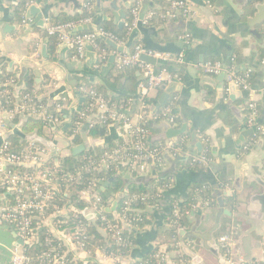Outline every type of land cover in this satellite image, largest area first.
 <instances>
[{"label":"crops","instance_id":"0c3cea01","mask_svg":"<svg viewBox=\"0 0 264 264\" xmlns=\"http://www.w3.org/2000/svg\"><path fill=\"white\" fill-rule=\"evenodd\" d=\"M25 1L0 0V60L2 61L0 83L8 76L14 79V84L8 89L16 106L27 104L30 109L46 107L45 117L40 114L41 111L31 117L50 119L53 115L49 106L54 104L57 106L60 100L65 99L62 103L65 104L66 111H61L63 118L57 125L51 122V127L46 131L49 138L46 139L57 142L53 150H58L64 157L69 156L70 150L67 146L73 139L66 137L68 136L66 131L73 123L74 114L85 102L83 95L78 92L79 87L95 86L107 98L110 97L117 104L130 106L133 111L138 112L141 105L140 85L144 83V77L137 67H132L123 75H119L116 61L108 63L110 56L106 61H99L98 65L92 68L88 67L84 60L73 65L74 49L68 43L65 45L56 38L50 37L47 28L52 23L66 18L83 16L82 6L90 1L93 23H99L100 28L106 27L121 32L127 27L129 12L135 0L119 2L120 10L125 14L122 19L125 24L123 30H119L115 24L113 14L108 10H99L94 0L87 2L80 0L82 2L79 8L49 0L46 13L43 11L45 17L42 28L33 25V22L24 24L23 19L27 18V12L24 11L22 14L21 9ZM176 1L185 2L191 11V14L186 16L182 13L185 28L169 26L170 20L163 19L166 10ZM252 4L254 0H214L211 6L207 5L206 0L142 1L144 13H155L153 21L159 18L163 20V24L155 22L150 28H141L140 38L130 52L137 44H142L151 51L185 57L187 64L175 63L172 66L173 72L179 74L183 88L181 93L172 95L169 104H173V111H176L171 115L177 120L174 127L181 129L186 124L188 129L186 134L174 142V145L176 149H185L195 156L208 152L211 160L199 170L190 171L186 168L185 159H180L181 156L175 151L166 150V159L169 163L166 170L169 168L174 170L172 166L180 161L177 175H174L171 181L170 190L162 194L161 198L154 200L147 208L148 225L134 234L136 243L131 249L130 256L115 263L109 256L97 251L94 255L91 254L89 264H139V261L156 250L173 256L177 252L178 243L182 246L184 244L185 249L191 254V264H223L224 252L219 239L231 231L237 232V250L246 261H263L264 139L256 138V131L247 125L246 118L251 103L264 107V22L256 25L249 23V19L254 17L255 13ZM130 35L127 33V40ZM215 60L222 61L226 65L234 60L235 72L239 76L252 71L249 93L228 86L225 80L218 81V76H208L216 83L214 85L216 87L201 83L207 75L197 70L196 65ZM67 65H72V72ZM103 66L105 68L109 66L104 76L101 71ZM156 67L162 68V65L157 64ZM69 75L72 76V80L68 79ZM2 91L3 88L0 86V100ZM160 93L161 91L151 92L153 102L149 104L150 106ZM35 101H40L41 105L35 104ZM146 111L156 125L169 119L168 117L158 120L162 117L161 110L155 115L149 109ZM8 116L15 125L19 124L23 116L30 118L28 112L25 115L15 113L13 116ZM16 116L19 117L18 121H14ZM261 117L260 113V122L264 121ZM148 128L150 136L163 133L158 129ZM249 130L253 132L246 138V142L237 145L240 135ZM21 133L27 136L23 133V129ZM117 133L120 136L119 131ZM191 135L195 136V143ZM81 138L90 141L93 138L100 139V135L91 136V133L83 132ZM119 139V142L113 141L107 130L105 144L96 147L95 150L98 151L109 142L119 144L122 142V139ZM167 143L169 141H162L153 146ZM199 143L203 147L202 154L197 148ZM73 145L77 144L73 142ZM124 170L130 172L129 167ZM159 172L162 171L154 168L150 175L137 177L153 176ZM150 184V188L157 185L154 182ZM193 187L209 190L215 202L208 208H198L203 199L199 198L194 203ZM224 193H229L230 196H225ZM219 200L223 201L231 216H222L220 229L214 235L215 244H209L212 251L205 247L203 241L200 243L196 240L185 241L181 235L180 240L173 242L174 239L168 233V219L174 212L171 202H176L179 207H188L185 216L190 227L185 228L187 231L197 230L204 233L215 224L220 210ZM2 234H7L8 238L5 239ZM14 244L15 240L9 231H0V264L10 263L9 249ZM78 258L88 262L84 255H79Z\"/></svg>","mask_w":264,"mask_h":264},{"label":"built area","instance_id":"2783aa9c","mask_svg":"<svg viewBox=\"0 0 264 264\" xmlns=\"http://www.w3.org/2000/svg\"><path fill=\"white\" fill-rule=\"evenodd\" d=\"M37 0H26L24 3L25 12L35 4ZM143 0H135L130 10V21L126 24L127 33L131 34L134 30L145 28L151 24L155 18V13H144L142 7ZM214 0H206L207 5L211 6ZM83 13L82 18L76 22H70L65 24L53 25L51 24L47 28V33L50 37L56 38L61 43H68L74 46L75 58L80 61L84 60L86 50L85 45L89 44L97 53L100 62H104L109 56L115 55L120 60L118 64L119 72L124 71L129 67H137L143 74L144 83L140 85L141 105L138 112L133 111L130 106L124 104L121 107L112 102L104 94L100 93L96 89L87 87V85H81L78 89L80 95H83L85 99L84 105L78 110L77 120L75 122L76 133L90 132L97 127L104 126L109 128L112 125H119L120 142L119 147L113 151H105L97 159L88 157L87 154L83 155L82 159L87 163L83 165L82 170H78L75 173H63L54 166V163H58L57 158L62 154L58 151L55 156L53 149L45 147L36 142L29 141L26 147L22 151H13L9 140H5L6 126L2 120V115L7 113L8 115H14L15 113H23L30 116H34L41 111V115L46 116V107L41 106L39 109L32 107L31 109L27 104L16 106L15 112H5L0 110V181L2 182V188L6 197H11L12 202L1 204L0 203V226L7 225L12 227L18 237L23 241V246H14L10 249L11 260L9 264H32L33 259L26 253V245H34L39 243V235L45 231L46 241H50V238L61 242L68 253L71 252L75 255V259H79V255H84L89 264L91 251L88 248L86 242L88 237L86 235V229L82 226H76L75 229L68 227L71 222L72 214L84 215V217L91 222H104L102 232L106 235H110L113 241L117 244L124 242V225H131L139 229L140 224H144L149 221L147 216V209H141L136 201L140 196L126 193L124 200L122 201V207L120 205L118 210V218L116 222L110 221L104 212L105 208L112 205L115 199V195H111L107 200L103 199L99 191V182L101 180L94 179L89 186L78 193V201L85 203L86 208L78 210L77 207L69 200L63 207L54 206V212L48 215V211L52 208L55 200V194L61 187L62 182L67 184H75L81 181L83 174H92L97 171H101L103 167H106L110 172V166L115 165L117 168V174L119 173L120 166L128 164L130 172L136 173L137 176L150 175L153 168L159 169V171H165L167 169L168 162L165 158L166 150L169 152H176L180 155V159H185L187 163L191 165H207L210 162L208 156L201 155L195 156L190 154L185 149H176L174 142H169L166 145L153 146L150 141V131L148 128V122L151 117L147 113L146 109L149 106L145 104L146 99H151V92L159 91L162 85L169 84L173 81H179V74L170 72L167 67L158 68L150 63L145 62L142 57H150L156 60L165 62H172L178 65L187 64L183 55L176 56L170 53H159L146 49L142 44H137L130 55L125 56L119 53L117 50H108L105 47L100 46L98 43L101 37L107 38L119 47L126 44L117 36H114L110 32L100 28L98 33L94 32H77L79 27L89 25L93 23V18L90 16L92 13V4L89 2L84 3L81 9ZM179 13L183 15H190L191 11L189 7L182 1H176L166 10L163 15V19L166 21L175 19ZM32 21L24 18L23 23L28 24ZM196 69L200 70L207 76L217 77L220 74L225 75V82L228 86H233L236 89L242 91H249L251 89L252 71H248L245 75L239 76L235 72L234 60L231 64L226 65L222 61H208L196 65ZM14 84V80H8L5 83L0 84L3 88L1 92L2 97L8 96L10 91L9 86ZM170 101V100H169ZM64 100H60L57 103L56 110L60 113L66 111ZM169 103V102H168ZM161 109L162 117L160 119L168 118L173 126L176 125L177 120L171 116L174 109L173 104H168ZM249 114L246 118L248 126L252 127L256 131V138L264 139V124L260 122V111L257 103H251L249 106ZM50 121L57 125L60 119L50 117ZM73 139V138H72ZM69 145H73L72 140L69 141ZM70 156V155H69ZM65 156V157H69ZM64 157V156H61ZM16 165H25L29 168L36 169L32 172H18L13 170ZM12 166V167H9ZM24 168V167H22ZM161 173V172H159ZM172 179L166 185H156L155 199L161 198V195L169 191L172 187ZM66 197H69L68 193H65ZM6 198V199H7ZM5 199V200H6ZM148 199L147 196H143L142 200ZM3 200V201H5ZM198 206V205H197ZM211 206V202L203 201L201 206L203 209ZM197 208V207H196ZM87 211V213H86ZM173 215L175 217L181 216V210L178 205L174 206ZM237 232L231 231L225 234L219 239L224 252V262L227 264H264V258L262 262H248L244 259L241 253L237 250ZM181 243L177 244V252L171 256L166 252H160L155 256L157 264H177V260L182 258ZM54 250V249H53ZM46 256V255H45ZM49 257V256H48ZM92 257V256H91ZM113 262H119L125 257L109 256ZM51 264H65V256L59 257L57 254L49 258ZM139 264H144V260L139 261ZM181 264H184L181 261Z\"/></svg>","mask_w":264,"mask_h":264},{"label":"trees","instance_id":"16d2710c","mask_svg":"<svg viewBox=\"0 0 264 264\" xmlns=\"http://www.w3.org/2000/svg\"><path fill=\"white\" fill-rule=\"evenodd\" d=\"M24 6L21 9V13L24 14ZM93 17L91 14L85 15ZM82 16H77L74 18H66L64 20H61L60 22L57 23H52L53 25H58V24H65V23H70V22H76L80 20ZM128 21H130V12L128 16ZM157 22V24L162 25L163 20L162 19H157L151 22V24L145 28H150L152 24ZM105 31L110 32L114 36H117L120 38L123 42L127 41V29H124V31L117 32L111 29H108L106 27H102ZM98 43L100 46L107 48L108 50H111L110 47L106 45V43L103 40H99ZM219 61V60H215ZM170 69L169 66H164ZM132 67L126 68L124 71L119 72V75H123L125 71L130 69ZM14 80L11 76H8L4 79L1 80V83H4L7 80ZM0 83V84H1ZM89 88L92 89H97L95 86H88ZM100 91V90H99ZM109 97V96H108ZM110 98V97H109ZM111 99V98H110ZM113 103L117 104V102L113 99H111ZM153 102L152 99H146L145 104L149 105ZM37 105H41L40 101H35L34 102ZM169 104V103H168ZM121 107V105L124 107V104H117ZM56 104L53 106H49L50 113L53 115V118H58L62 119L63 115L56 110ZM259 111L262 114V120H264V107L262 105H258ZM16 108V103L13 100V96H4L0 100V110L5 111V112H15ZM249 109H247V115L249 114ZM19 117L16 116L14 118V121H18ZM77 120V114H74L73 117V123L71 126L68 127L67 135L66 137L68 138H73V142L78 144L81 143L83 140L81 138V133H76L75 128V122ZM158 120H161L160 118ZM261 123L264 124V121ZM51 127V121L50 119H45V118H36V117H31L27 120V122L23 125V133L26 135H31V134H38L41 137L44 138H49L48 133L46 131ZM89 133H91V136H99L100 135V127H97L96 129L91 130ZM9 142L11 144L12 150L15 152L22 151L26 145L28 144V140L23 139L20 136L14 135L9 139ZM120 144H117L115 142H109L106 146H103L100 148L98 151L91 150L87 153H84L78 157H59L57 158L58 163H54V166L56 169L59 171L60 174L63 173H75L78 170H82L83 165L87 163L86 160H83L82 157L83 155L87 154L88 157H91L92 159H97L101 154L105 151H113L119 147ZM206 156L210 157V154L208 152L205 153ZM166 158V156H165ZM167 160V159H166ZM180 160V159H179ZM179 162L177 161L172 167L175 169L173 170L172 168L163 171L158 175V179L154 182L158 185H166L167 183L170 182L171 179L174 178V175H177V168L179 166ZM169 164V163H168ZM187 169L190 171H196L197 169L199 170L202 168V165H191L189 163H186ZM117 168L115 165L110 166V174H117ZM154 169V168H153ZM13 170L18 171V172H32L36 171V169H26L22 167H14ZM134 176H137L136 173H133ZM105 178V174L101 173L99 171L92 173V174H83L82 179L80 182L75 183V184H67L65 182H62L61 187L58 189V192L55 194V200L53 202L52 208L48 211V215L52 214L54 212V206L57 207H63L64 204H66L69 200L73 202V204L77 207L78 210H83L86 208V205L82 201H78V193L84 191L91 181L94 179L96 180H102ZM151 184L147 185H141L139 187L137 186H131L129 189L130 194L138 195L140 196L139 199L136 201V204L141 208V209H147L150 205L153 204L155 196L154 194L156 193V186L154 188H150ZM122 187V182L120 180H115L112 185L107 189L106 192L101 193V197L105 200H107L111 195L117 194ZM193 190V191H192ZM192 198L194 199V203L196 202L197 199L201 198L203 201L211 202L214 203L215 200L213 196L210 194V191H206L202 189L201 187H193L192 189ZM4 189L2 188V182L0 181V195L4 194ZM65 193L69 194V197H66ZM143 196H147L148 199L145 201L142 200ZM12 198L8 197L5 201H0L1 204H6V203H11ZM176 202H171V207L172 210L174 209V206ZM180 206V205H179ZM122 207V204H121ZM181 210V216L180 217H175L174 215H171L170 219H168V225H169V231L168 233L170 236L174 239L173 242H177V240H180V231L189 228V224L187 221V217L185 216L186 210H188V207L181 206L179 207ZM174 211V210H173ZM108 219L110 221L116 222V217H114L113 214H106ZM72 220L69 223L68 227L73 230L75 229L76 226H82L85 227L86 229V235L88 237L87 243H88V248L90 249L91 253L94 255L97 251L103 252L107 256H119L122 255V257H127L130 256L131 254V249L133 248L134 244L136 243V238L134 234L131 231H124L123 237H124V242L121 244H117L113 241L112 237L108 234H104L102 232L104 226L106 225L104 222L96 221V222H91L88 221L84 215H79L73 213L71 216ZM146 225H148V222H145L144 224L139 225V230L145 229ZM102 233V234H101ZM45 235L47 236L46 232L43 231L40 235V241L39 243H36L34 245H26L25 250L26 253L32 257L33 262L32 264H51L49 262V258L54 257L56 254L59 257L65 256L66 263L65 264H84V262L80 259H75V255L71 252L68 253L67 249L65 246L59 242L58 240L54 239L53 237L50 238V241H46ZM54 249V250H53ZM181 253H182V258L177 260V264H181V261H183L184 264H191V254L185 249L184 244L181 247ZM159 252L156 250L153 253L149 254L144 258V264H157V259H155V256ZM46 255V256H45ZM49 256V257H48ZM90 264H97V263H90ZM261 264V263H260Z\"/></svg>","mask_w":264,"mask_h":264},{"label":"water","instance_id":"95a60500","mask_svg":"<svg viewBox=\"0 0 264 264\" xmlns=\"http://www.w3.org/2000/svg\"><path fill=\"white\" fill-rule=\"evenodd\" d=\"M55 1L60 2V3H65V5H73L75 8H79L82 2L80 0H55ZM87 1L89 0H83V2H87ZM94 1L96 3V7H98L99 10L110 11L113 14L115 24L118 26L119 30H123V28L125 27V24L122 22V19H124L125 14L122 10H120L119 2L120 1L125 2L127 0H94ZM48 3H49V0H37L36 3L31 5V7L27 10V19L31 20L33 22V25H37L40 28L44 26V17L46 13L45 10L46 8H48ZM252 5L254 7L255 13H254V17L249 19V23H251L252 25H256V24H260L264 22V0H257V1L254 0V4ZM43 11H45V13ZM182 21H184L183 16L181 13H179L175 19L170 20L168 25L169 26L174 25L176 27L185 28V24ZM99 29H100L99 23H96V24L92 23L89 25L79 27L77 29V32L79 33H83V32L98 33ZM140 31H141V28L134 30L129 36L127 43L122 47H119L116 43H114L113 41L107 38L101 37V40H103L106 43V45L110 47L111 49L117 50L122 55L128 56L131 54L130 52L131 48L135 45L136 41L140 38ZM70 46L74 49L73 45H70ZM85 50H86V54H85L84 61L86 62L87 66L92 68L96 64L98 65L99 63L98 53L89 44L85 45ZM142 59L145 62L150 63L154 66H156L157 64L162 65V67L169 66L170 67L169 71L173 72L172 66L174 63L172 62L156 60L154 58H150L146 56H143ZM74 60L75 62L72 63L73 65H76L78 64V62H80L79 59L74 58ZM115 61L117 64L120 63V60L118 59L117 56L111 55L108 63L109 62L114 63ZM1 63L2 61L0 60V66H1ZM67 66L69 70L72 72L73 71L72 65H67ZM108 68L109 66L106 68L104 66L101 67V71H103V74H102L103 76L105 75L104 74L105 70ZM37 76H39V74H37ZM68 79L72 80V76L69 75ZM223 80H225V75L220 74L218 76V81H223ZM201 83L209 84V85H212L213 87H216L214 86L216 83H214V81H211L210 77L208 76H205L201 80ZM182 88H183V84L181 81H173L169 84L162 85L159 88V91H161L159 97L153 103V105L149 107V110L155 115L157 111L166 107L167 103L169 102L173 94L181 93ZM245 93L248 94L249 91H245ZM57 100H59V98ZM172 113H176V111H172ZM2 120L6 126V131H5V136H4L5 140H9L12 136L17 135V136L22 137L25 140L36 142L50 149H55L57 146L56 141L48 140L44 137L39 136L36 133L27 135L26 137L23 136L21 133V130L23 129V125L28 120L27 117L25 116L21 117L19 124L17 125L11 122L7 113H4L2 115ZM148 127L150 128L152 127L154 129L163 131V133H161L160 135L150 136L149 141L152 145L155 143H160L162 141L177 142L181 136L186 134L187 129H188V126L186 124H184L181 129H177L167 120L163 121L160 125H156L153 119L149 121ZM119 129H121L119 125H112L109 128L100 126V139L93 138L90 141L83 140L82 143H79L77 145H71V146L68 145L67 148L70 150V156L78 157L84 154L85 152H88L91 149L92 150L94 149L95 151L96 147L104 145L106 142L107 130H109L110 132L111 139L113 141L119 142L118 140H120L119 139L120 136L117 133ZM252 132H253L252 130L244 131L240 135L239 140L237 141V145L245 143L246 138ZM191 138L193 142L195 143L196 141L195 136L191 135ZM1 144H2V140H0V145ZM197 148L199 149L200 154H202L203 147L201 143L197 144ZM127 165L128 164H124L120 166L118 174L111 175L109 170L106 167H103L100 171L101 173L105 174V181L102 180L99 182V186H101V188L99 189L98 194H101L103 191L107 190L115 180H120L122 182V187L120 188L119 192L115 195L114 202L112 203L110 207L104 209V212L106 214H113L114 217L116 218H118L119 207L131 186L139 187L141 185H147V184L155 182L158 179V175H153V176H148V177L147 176L137 177V176H134L131 172H125L124 169L127 167ZM9 167H12V166H9ZM15 167L29 168L28 166H25V165H22V166L16 165ZM224 195L230 196L229 193H224ZM6 196L7 195H3V194L0 195V201L5 200L7 198ZM263 204H264V197H263ZM219 206H220V210L218 212L215 224L211 229H209L208 231L204 233L199 232L197 230L187 231V229H183L180 231L181 237L184 238L185 241L186 240H196L198 243H200V241H203L205 247L212 251L209 244L211 245L215 244L214 235L220 229L222 216L223 215L231 216V213L226 210L225 205L222 200H219ZM123 229L124 231H131L133 234H137L139 232V229L132 227L129 224L124 225ZM3 230L9 231L12 234V237L15 240V245L17 246L24 245L23 241L18 237V235L16 234L15 230L12 227H9L7 225L0 226V231H3ZM223 264H227V263L223 262Z\"/></svg>","mask_w":264,"mask_h":264},{"label":"rangeland","instance_id":"374dc122","mask_svg":"<svg viewBox=\"0 0 264 264\" xmlns=\"http://www.w3.org/2000/svg\"><path fill=\"white\" fill-rule=\"evenodd\" d=\"M53 153H54V155L56 156L57 154H58V150H53ZM61 156H64V155H61ZM103 180V179H102ZM101 180V181H102ZM2 236L5 238V239H7L8 238V236H7V234H2ZM7 245V244H6ZM11 249V248H10ZM10 249H9V252H10Z\"/></svg>","mask_w":264,"mask_h":264}]
</instances>
